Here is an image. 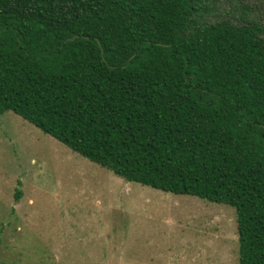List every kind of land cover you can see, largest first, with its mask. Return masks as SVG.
I'll return each mask as SVG.
<instances>
[{
  "label": "trees",
  "instance_id": "obj_1",
  "mask_svg": "<svg viewBox=\"0 0 264 264\" xmlns=\"http://www.w3.org/2000/svg\"><path fill=\"white\" fill-rule=\"evenodd\" d=\"M130 182L234 208L264 264V0H0V114Z\"/></svg>",
  "mask_w": 264,
  "mask_h": 264
},
{
  "label": "rangeland",
  "instance_id": "obj_2",
  "mask_svg": "<svg viewBox=\"0 0 264 264\" xmlns=\"http://www.w3.org/2000/svg\"><path fill=\"white\" fill-rule=\"evenodd\" d=\"M0 264H238L236 214L126 181L8 110Z\"/></svg>",
  "mask_w": 264,
  "mask_h": 264
}]
</instances>
